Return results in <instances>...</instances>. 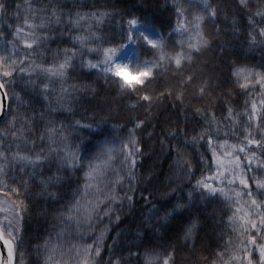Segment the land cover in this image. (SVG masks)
<instances>
[{
	"label": "snow or ice",
	"instance_id": "snow-or-ice-1",
	"mask_svg": "<svg viewBox=\"0 0 264 264\" xmlns=\"http://www.w3.org/2000/svg\"><path fill=\"white\" fill-rule=\"evenodd\" d=\"M98 2L65 12L58 0H0V264H177V245L193 241L199 220L189 213L174 242L168 231L196 195L222 209L219 243L203 264H264V58L225 65L226 86L204 60L220 35L219 25L208 27L218 17L241 31L237 8L247 21L243 46L264 54V0H236L230 17L231 0H166L165 23L132 15L114 25L115 9ZM99 80L127 98L125 125L101 133L103 121L75 119L69 128L51 115L72 112ZM165 98L199 118L168 123L159 136L176 180L191 184L184 200H171V178L148 187L152 170L137 163L150 150L145 137L155 143L149 120ZM192 147L205 149L198 176ZM154 193L170 203L153 204ZM42 196L50 205L37 209ZM139 200L143 220L114 251L120 232L110 228ZM39 214L48 231L26 235L25 220Z\"/></svg>",
	"mask_w": 264,
	"mask_h": 264
},
{
	"label": "trees",
	"instance_id": "trees-1",
	"mask_svg": "<svg viewBox=\"0 0 264 264\" xmlns=\"http://www.w3.org/2000/svg\"><path fill=\"white\" fill-rule=\"evenodd\" d=\"M15 0H13V3ZM58 3L63 5V11L69 10L76 11L77 7H81L83 10L89 5H93V0H58ZM115 12L113 13L112 24H115L116 18H127L128 16L135 15L142 20L154 21L157 23H165L169 16V9L166 6V0H108ZM225 3H229V0H225ZM236 0H231L229 3L228 14L229 17L232 14L233 7ZM255 3V0H253ZM103 5V0H99L95 6L100 7ZM238 17L237 27L241 31L237 34L232 33V25L229 21H225L223 15L217 18L214 24H210L208 27L210 30L215 31L216 26H220V35L215 38L214 46L209 49L205 55L204 60L207 62L206 72L215 74L220 77L223 84L227 85L228 70L225 69V65H230L233 60L239 63H252L253 61L259 62L264 58V54H259L257 51H248L243 46V36L246 33L244 27L247 23L245 13L238 8L235 9ZM6 24L0 22V30H5ZM57 34H59V28H57ZM224 45V53L220 55L219 44ZM244 57L249 59L245 60ZM74 77L78 80H93L94 74L84 75L80 72H75ZM95 95H83V98L78 100L74 105L73 111L70 113L57 112L51 114L58 121L63 120L65 124L72 127L75 119H81L82 121L95 124L96 121H103L97 128L98 132L104 133L111 130L113 124L125 125L129 113L126 111L125 104L127 98L123 100L118 97L111 87L106 85L103 80H99L96 83ZM23 88V85H21ZM160 85H157L159 90ZM221 90H216L219 93ZM167 97V93H165ZM30 99V96L25 97ZM135 98V97H133ZM223 99V96H221ZM237 104H242V98L238 99ZM36 104L33 102V107ZM207 106V105H205ZM189 107H191L189 105ZM137 112L141 115L144 114L143 108H138ZM9 115L11 113L9 112ZM219 115V112H218ZM198 117H193L190 112L181 113V106L179 102H174L171 99L165 98L160 103L153 106L152 116L149 120V124L155 128V134L152 141H148L145 137V142L150 145V150L146 151L141 159L137 162L138 168L141 172H145L149 169L152 170V179L149 182L148 187H156L161 181H166V178L173 179L176 184V191L170 193L171 200L178 198L184 200L187 199V191L191 187L190 182L184 179L183 183L176 180L173 170L175 164L172 163L173 156L170 150H162L160 147L159 136L161 130L167 126L168 123L176 124L177 126L183 125L186 120H198ZM192 125H189L191 127ZM126 130V129H125ZM88 135V133H85ZM96 139L95 136L92 137ZM182 142V138H181ZM205 152L204 148H200L199 151L195 147L189 149V155L193 162L195 175L198 176L201 171L200 155ZM195 178V176L193 177ZM139 194V190H138ZM152 203L159 206L163 203H170V201L160 197L158 193H154ZM50 205V201H46L42 196L35 200L34 207L37 209H43ZM145 211V202L139 200L130 210H126L121 216V220L112 225L110 232H116L119 230V239L114 242V251L120 252L121 245L125 240V233L129 228H135L143 220L142 213ZM191 216L198 218L199 223L194 235L193 241L189 245H185L182 241L177 245L176 261L177 264H203L206 258H210L212 251L219 243L218 234L222 230V225L218 223L220 216L222 215V209L215 208L214 205L209 202L205 203L199 200L198 195L192 201L188 211L182 213L176 220L172 222V225L168 231L167 239L173 241L175 239V232L177 228ZM48 231V221L43 214L33 215L25 220V233L30 234L33 237L40 236ZM108 242H112V237H107ZM105 255H107V245H105ZM124 252L127 251L125 248ZM27 258V257H26ZM35 259V257H32Z\"/></svg>",
	"mask_w": 264,
	"mask_h": 264
},
{
	"label": "water",
	"instance_id": "water-1",
	"mask_svg": "<svg viewBox=\"0 0 264 264\" xmlns=\"http://www.w3.org/2000/svg\"><path fill=\"white\" fill-rule=\"evenodd\" d=\"M3 119V117L2 116H0V120H2Z\"/></svg>",
	"mask_w": 264,
	"mask_h": 264
}]
</instances>
